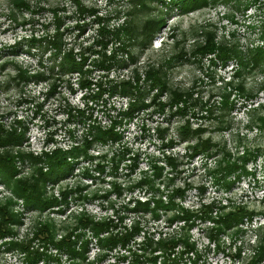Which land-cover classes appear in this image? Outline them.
<instances>
[{
	"label": "trees",
	"instance_id": "trees-1",
	"mask_svg": "<svg viewBox=\"0 0 264 264\" xmlns=\"http://www.w3.org/2000/svg\"><path fill=\"white\" fill-rule=\"evenodd\" d=\"M221 1L226 3L229 0ZM232 1L236 2L234 4L237 6L238 0ZM9 2L14 8L20 7L23 10L28 8L24 0H9ZM157 2L160 4L162 0H128L123 11L125 20L110 28L103 17L95 16L92 8L81 6L77 2L75 6L77 13L81 16H91L96 28L90 41L84 45L79 44L76 50L63 46L58 24L52 27L45 42L50 48L48 53L51 57V67L49 69H55V77L60 80L61 76L75 74L76 86L84 89L88 98L95 103H103V95H123L127 97L126 111H119L114 117L107 115L108 126L104 129H101L96 120L93 117L90 118V115L85 112L72 111L75 113L73 116L82 126L81 142L64 151L54 147L48 153L42 152L36 157L24 152H16L14 156L18 160L22 158L28 160L31 171L26 177L17 180L12 178L15 173L12 164L14 156L7 147L20 145L25 129L21 127V131L17 132L11 126L6 132L0 129V183L10 190L14 197L21 200L23 208L41 213L52 211L51 208L55 207V212L63 213L61 208L66 205V196H72L74 193L78 195L79 191H76V188L59 189L57 192L59 199H57L52 195H46L45 182H57L68 174L71 170L69 159L72 161L80 157L84 161L91 160L92 156L85 152L92 142H98L99 146H104L106 142L110 145L120 144L121 133L114 130L116 126H119L120 120L125 118L128 121L134 111H144L148 105L151 106L150 113L160 117L166 115L168 119L177 117L176 120H180L175 126V137L179 142L185 143L182 147L184 152L178 156L163 155V166L149 164L146 168L147 173L139 171L140 174L136 176V179L125 185L128 192L136 188H143L146 192L143 200L126 199L121 209H125V213L130 215L127 223H123L124 215L117 216L114 211L111 217H99L93 220L80 208L77 213L70 214L67 222L58 224L46 217L34 221L31 225L33 227L31 235L25 236L20 243L3 241V239L11 238L15 233V229L20 225V218L18 214L9 211L10 201L0 204V247L3 252L16 251V254L20 256V264H37L38 262L40 264H93L86 256L87 246L91 240L97 249L93 258L95 263L105 258L115 247L121 249L116 254L119 259L123 260L128 255L130 264H196L201 256V249L195 247L189 235V230L195 224L202 225L205 241L218 249L219 239L226 237L228 240H235L238 235H244L253 216L264 218L263 208H256L255 205L245 203L241 199L233 202L227 195L221 199L209 198L204 202L196 199L193 207L185 208L180 204L184 194L194 190L199 197L203 194V188L197 184L193 187L188 180H182L178 184L174 182L183 166L182 158L190 161L194 155L204 160L201 172L212 177V183L227 191L228 194L238 178L253 175L251 171L245 169L248 161H254L260 157L264 171V152L259 148L243 146L240 152L229 153L223 140L213 143L208 136L201 139L199 134L203 130L199 126L191 128L188 122L190 118H206L215 122L213 129L216 132L225 130L228 127L226 116L233 108V93H235L234 96L247 99L253 97L264 84V80H260L253 93L249 88H244L245 78L243 77L244 71L259 70L264 74V48L258 46L249 49L248 53L242 56L235 42L219 39L214 44L211 33L208 34L206 30H202L198 35L201 34L204 37L203 44L198 46L194 42L191 49L199 55L197 62H200L206 53H211L212 58L208 57L207 61L212 65L215 59L224 65L225 61L232 58L237 68L235 65L231 78L236 80L222 82L223 79H220L214 91L207 92L203 96L195 94L192 88L185 90L178 87L172 88L167 84L168 80L165 79L162 67L145 63L144 69L139 71L140 67L136 65L138 56L142 54L149 40L162 25V11H157L156 16L146 15L138 23H135L133 19L139 13L148 14L150 12L148 4ZM167 2L171 6H176L179 13H185L211 5L215 0H167ZM243 2L254 5L258 0H243ZM51 14L52 19L55 20L56 14L53 12ZM76 28L81 30L78 26ZM32 42L34 40H31L29 44ZM133 47L135 51L131 52ZM176 52L174 55L185 59L184 51ZM2 66L3 64L0 67ZM117 69L127 70L124 79L119 75L113 80L108 77V74L111 75ZM93 71L96 73L95 77L91 76ZM14 73L13 77L17 81L25 82L29 78L19 67L14 68ZM32 76L40 79L37 73ZM205 76L211 79L207 73ZM50 85L51 88L55 86L52 83ZM151 90L153 93H149L148 101L144 103L143 98ZM68 117L71 115L69 114ZM258 123L260 127H264V118L260 117ZM67 132L70 131L67 130ZM191 136H194L191 143L184 142ZM103 153L104 151H100L101 155H95V168L99 171L103 170L102 161L106 155ZM206 159L211 160V165H208L210 168L205 167ZM125 160L127 162H124ZM105 163L109 168L108 172L113 176L121 169L119 167L121 164L128 171L136 168L135 156L129 155L128 150L122 145L117 154L108 156ZM108 191L119 196L121 189L114 182H110ZM77 198L78 200L86 199L83 195ZM259 202L263 203L264 198ZM159 219L163 222L162 228L167 229L166 232L160 233L155 229ZM150 222L151 226H149ZM248 231L252 232L251 243L247 245L250 254L247 258L240 259L238 264H263L264 222ZM138 235L141 238L136 242ZM34 241L37 243L32 248L29 243ZM130 244H132L131 247H129ZM232 247L233 254L229 255V258L238 260L241 247L239 245ZM60 257L63 260H60Z\"/></svg>",
	"mask_w": 264,
	"mask_h": 264
},
{
	"label": "rangeland",
	"instance_id": "rangeland-1",
	"mask_svg": "<svg viewBox=\"0 0 264 264\" xmlns=\"http://www.w3.org/2000/svg\"><path fill=\"white\" fill-rule=\"evenodd\" d=\"M24 1L27 2L26 10L12 7L9 0H0V66L3 64L0 67V129L6 132L11 126L17 132L24 127L21 144L14 147L8 146L7 149H10L13 156L16 152H24L36 157L42 152L48 153L54 147L64 151L81 142L82 126L73 116L75 113L72 111L85 112L90 115V118L93 117L96 120L101 129H104L108 126L107 115L114 117L119 111L125 110L127 97L123 95H103V103H95L88 98L84 89L76 86L75 74L61 76L58 80L54 75L55 69H49L51 67V57L48 53L50 48L45 41L52 27L58 24L63 46L76 50L79 44L84 45L90 41L96 28L91 16H81L77 13L75 8L77 2L81 6L92 8L95 16L103 17L110 28L125 20L123 11L128 0ZM234 3L236 4L232 0L226 3L215 0L211 5L185 13H179L176 6H171L167 0H162L160 4L158 2L148 4L150 12L134 16L135 23L141 22L146 15L156 16L158 14L156 12L160 10L163 22L149 40L148 46L138 56L136 65L140 67L139 71L144 69L145 63L158 65L162 67L161 70L169 86L178 87L181 90L192 88L193 92L200 96L206 95L207 92L212 93L220 79H223L222 82L230 79L235 81L236 79L231 78L236 65L232 58L225 61L224 65L215 59L212 65L207 61L208 57L212 58L211 53H206L204 58L197 62L198 53L191 51L194 42L198 46L203 44L204 37L201 34L198 35L202 30H206L208 34L211 33L214 44L219 39L225 42H235L242 56H245L249 49L258 46L264 48V0H258L254 5L244 4L243 0H238L237 6ZM52 12L56 14L55 20L52 19ZM31 40L34 42L29 44ZM177 50L186 53L184 54L185 59L174 55ZM134 51L133 47L131 52ZM17 67L23 69L29 77L25 82L17 81L13 77L14 68ZM36 73L40 79L32 76ZM206 73L211 76V79L205 76ZM117 75L123 78L127 75V70L117 69L111 75L108 74V77L113 80ZM91 76L95 77L96 73L93 71ZM243 77L245 78L244 88H249L253 93L260 80H264V74L259 70L244 71ZM50 83L55 86L51 88ZM151 92L153 93L151 90L143 98L144 103H147ZM234 95L235 93L232 97L233 108L226 116L228 127L225 130L216 132L213 129L215 122L206 118H188L190 127L199 126L203 130L199 134L201 139L208 136L210 142L213 143L223 140L229 153L240 152L243 146L259 148L264 152V127L258 125V119L264 118V84L253 97L243 99ZM149 111H151L150 105L144 111H134L128 121L125 118L120 120L119 126L114 129L121 133L120 144L110 145L106 142L104 146H99L98 142H92L85 152L92 156L91 160L84 161L80 157L72 161L69 159L71 170L68 174L57 182H45L46 195H52L57 199H59L57 196L59 189L73 190L76 188V191H79L78 195L74 193L72 196H66V205L61 208L63 210L61 214L54 211L55 207L51 208L52 211L41 213L23 208L21 200L14 197L11 191L0 183V204L10 201L9 211L18 214L20 218V225L15 229V233L11 238L3 239V241L20 243L25 236L31 235L33 229L31 225L34 221L46 217L58 224L63 221L67 222L70 214L77 213L80 208L86 211V214L90 215L93 220L99 217H111L114 211L117 216L124 215L123 223H127L130 215L125 213V209H121L126 199L143 200L146 192L143 188L128 192L125 185L134 181L140 174L139 171L147 173L146 168L149 164L163 166V155L178 156L184 152L182 147L185 143L179 142L175 137V126L180 120H176L177 117L168 119L166 115L160 117ZM69 114L71 117H68ZM193 137L191 136L184 142L191 143ZM120 145L125 146L129 155L135 156L136 168L128 171L121 164L119 166L121 169L113 176L108 172L109 168L106 167L105 162L108 156L118 153ZM100 151L106 154L102 161L103 170L101 171L95 168V155H101ZM12 161L15 172L12 176L14 180L22 179L30 174V166L26 158L18 160L14 156ZM203 161L197 155H194L190 161L182 158L183 166L174 181L175 184L188 180L193 187L197 184L203 188V194L199 197L194 190L187 191L180 201L183 207H193L196 199L204 202L209 198L221 199L227 195L233 202L241 199L245 203L255 205L256 208L264 209V202H259L264 198V171L260 157L254 161H248L245 169L251 171L253 175L238 178L230 188L229 194L214 185L211 181L212 177L201 172ZM210 161L205 160V167L210 168L208 166L211 165ZM110 182H114L121 189L119 196L108 191ZM81 195L86 199L78 200L77 197ZM263 222L264 218L253 216L244 235H238L235 240H228L226 237L219 239L218 249L205 241L202 225L195 224L189 230V235L195 247L201 249V256L196 264H225L228 262L238 264L240 259L247 258L250 254L247 245L251 243L252 232L248 230ZM150 224L151 222L149 226ZM162 224V220L159 219L155 228L160 233L167 231L162 228ZM139 238L141 237L138 235L135 241L137 242ZM36 243V241L30 242L29 245L34 248ZM237 245L241 247L240 258L230 259L229 255L233 254L232 246ZM131 246L132 244L129 245ZM96 250L91 240L87 246L86 256L93 264H130L128 255L123 260L119 259L116 254L121 249L115 247L105 258L95 263L93 258ZM60 260H63L62 257ZM20 263V256L16 254V251L3 252L0 247V264Z\"/></svg>",
	"mask_w": 264,
	"mask_h": 264
}]
</instances>
